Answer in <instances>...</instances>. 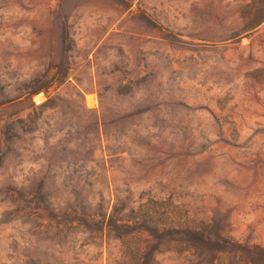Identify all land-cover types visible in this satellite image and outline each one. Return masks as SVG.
<instances>
[{
  "label": "rangeland",
  "instance_id": "obj_1",
  "mask_svg": "<svg viewBox=\"0 0 264 264\" xmlns=\"http://www.w3.org/2000/svg\"><path fill=\"white\" fill-rule=\"evenodd\" d=\"M0 139V264H264V0H0Z\"/></svg>",
  "mask_w": 264,
  "mask_h": 264
},
{
  "label": "trees",
  "instance_id": "obj_2",
  "mask_svg": "<svg viewBox=\"0 0 264 264\" xmlns=\"http://www.w3.org/2000/svg\"><path fill=\"white\" fill-rule=\"evenodd\" d=\"M2 145L3 141L0 139V153L3 152ZM4 157L6 158V155ZM68 171V178L72 182L82 184L83 190L85 187H90L91 182L96 176L95 169L84 166L69 168ZM131 202L126 205L121 213L111 214L109 216V221H112L116 227L124 229L119 238L125 244L134 245L135 247L140 248L148 246V248H154L155 252L159 247H155V245L152 244L153 242L158 241L159 244H163L164 241L168 240L176 241L174 237H171V233H173L171 232V228H173V225H169L160 219H157L158 217L156 216L159 212L155 211V209L147 203L140 202L139 205H137L135 201ZM174 232L178 233L179 231L175 230ZM138 253L140 252L138 251ZM154 254L155 253L151 254L152 259H155ZM119 264H147V262L139 263L138 261H124Z\"/></svg>",
  "mask_w": 264,
  "mask_h": 264
},
{
  "label": "bare ground",
  "instance_id": "obj_3",
  "mask_svg": "<svg viewBox=\"0 0 264 264\" xmlns=\"http://www.w3.org/2000/svg\"><path fill=\"white\" fill-rule=\"evenodd\" d=\"M94 95H88V97H87L88 98V103H89L90 106L94 105V103L96 101L95 100L96 98L94 97Z\"/></svg>",
  "mask_w": 264,
  "mask_h": 264
},
{
  "label": "built area",
  "instance_id": "obj_4",
  "mask_svg": "<svg viewBox=\"0 0 264 264\" xmlns=\"http://www.w3.org/2000/svg\"><path fill=\"white\" fill-rule=\"evenodd\" d=\"M36 102H37V104H41L42 103V100L41 99H38Z\"/></svg>",
  "mask_w": 264,
  "mask_h": 264
}]
</instances>
